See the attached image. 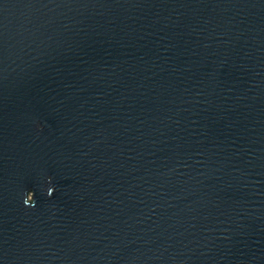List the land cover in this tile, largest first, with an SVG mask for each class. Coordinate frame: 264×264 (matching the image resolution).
<instances>
[{"label": "water", "instance_id": "obj_1", "mask_svg": "<svg viewBox=\"0 0 264 264\" xmlns=\"http://www.w3.org/2000/svg\"><path fill=\"white\" fill-rule=\"evenodd\" d=\"M0 264H264V0H0Z\"/></svg>", "mask_w": 264, "mask_h": 264}, {"label": "clouds", "instance_id": "obj_2", "mask_svg": "<svg viewBox=\"0 0 264 264\" xmlns=\"http://www.w3.org/2000/svg\"><path fill=\"white\" fill-rule=\"evenodd\" d=\"M41 127V125L39 124V122H37V128L39 129ZM50 179V178H49ZM31 192L32 193V197L28 198L25 200V204L27 205H33L34 200H33V192L32 191H28L27 193ZM51 194V193H50Z\"/></svg>", "mask_w": 264, "mask_h": 264}]
</instances>
